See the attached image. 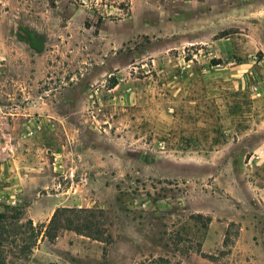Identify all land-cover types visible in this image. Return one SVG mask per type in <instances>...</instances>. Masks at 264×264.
<instances>
[{
	"label": "rangeland",
	"instance_id": "1",
	"mask_svg": "<svg viewBox=\"0 0 264 264\" xmlns=\"http://www.w3.org/2000/svg\"><path fill=\"white\" fill-rule=\"evenodd\" d=\"M55 1L0 0V264H241L264 0Z\"/></svg>",
	"mask_w": 264,
	"mask_h": 264
},
{
	"label": "crops",
	"instance_id": "2",
	"mask_svg": "<svg viewBox=\"0 0 264 264\" xmlns=\"http://www.w3.org/2000/svg\"><path fill=\"white\" fill-rule=\"evenodd\" d=\"M55 2L57 4L59 3L58 0ZM31 4L33 7V2H31ZM27 7H30V5L27 4ZM58 8H60V6ZM240 230H241V232H240V235H239L238 240H237L236 245H235V254L236 255H237V253L240 254L241 264H245V263L250 264V261H247L248 257L251 259V262H253V263L264 264V244H262V243L257 244V242L254 238L255 232L253 231V229L241 228ZM261 248H262L263 252H261V254H259L258 258H254L253 257L254 251L260 250ZM236 249H238V250H236Z\"/></svg>",
	"mask_w": 264,
	"mask_h": 264
},
{
	"label": "trees",
	"instance_id": "3",
	"mask_svg": "<svg viewBox=\"0 0 264 264\" xmlns=\"http://www.w3.org/2000/svg\"><path fill=\"white\" fill-rule=\"evenodd\" d=\"M100 23H102V20L100 19V21H99ZM99 26H100V24H98L96 27H97V30L96 31H98V29H99ZM226 34H221V35H217V39L218 38H222V37H224ZM115 85V84H114ZM62 211H68V210H66V209H59V210H57L56 212H55V214H54V216H53V218H52V221H51V224L52 223H54V221L56 220V218H57V216H58V213L59 212H62ZM85 211H87V210H85ZM80 212H82V211H80ZM96 238L95 239H98L99 238V236H95Z\"/></svg>",
	"mask_w": 264,
	"mask_h": 264
}]
</instances>
